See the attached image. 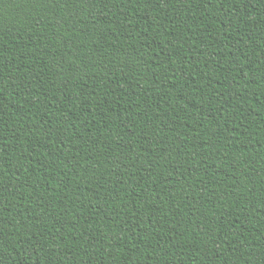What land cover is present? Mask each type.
<instances>
[{
  "label": "trees",
  "instance_id": "16d2710c",
  "mask_svg": "<svg viewBox=\"0 0 264 264\" xmlns=\"http://www.w3.org/2000/svg\"><path fill=\"white\" fill-rule=\"evenodd\" d=\"M0 264H264V0H0Z\"/></svg>",
  "mask_w": 264,
  "mask_h": 264
}]
</instances>
